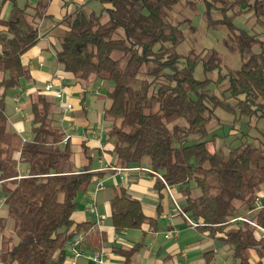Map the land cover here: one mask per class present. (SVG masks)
<instances>
[{"label":"trees","instance_id":"16d2710c","mask_svg":"<svg viewBox=\"0 0 264 264\" xmlns=\"http://www.w3.org/2000/svg\"><path fill=\"white\" fill-rule=\"evenodd\" d=\"M6 1L11 9L3 18ZM99 1L104 4L99 13L79 6L60 20L66 28L55 57L78 80L109 82L110 105L104 117L111 123L106 141H111L109 151L116 165L128 167L147 157L168 186L184 185L183 211L201 228L219 230L232 246L236 264H254L249 250L264 252V238L247 222L234 227L229 223L236 203L249 211L257 209L264 176L251 170L256 148H216L210 143L214 136L208 138V124L214 117L219 119L217 110L239 120L264 118V38L235 23L237 17L249 14L264 32V0ZM180 1L193 10L202 4L205 26L224 30L223 45L238 54L237 67L222 72L223 57L215 49L177 51L189 19L171 21L167 15ZM47 6V0L34 4L0 0V181L16 237L1 251L2 264H50L55 257L62 259L66 241L74 234L82 236L80 246L85 249L101 246L99 234H88L92 223H77L73 232L69 229L78 192L102 172L91 171L89 164L81 170L69 169L71 149L67 142L61 146L64 133L51 123L52 103L43 94L31 104L28 139L8 128L4 112L7 90L29 77L21 56L36 44L38 21L49 17ZM189 28L194 29L190 23ZM115 51L118 57L113 56ZM199 63L204 74L217 70L216 77H195ZM165 183L158 179L156 186ZM191 183L199 189L198 195H191ZM115 190L111 221L116 230L140 228L143 223L155 226L139 200L121 186ZM250 219L264 228V207ZM140 245L117 249L125 264Z\"/></svg>","mask_w":264,"mask_h":264},{"label":"crops","instance_id":"0c3cea01","mask_svg":"<svg viewBox=\"0 0 264 264\" xmlns=\"http://www.w3.org/2000/svg\"><path fill=\"white\" fill-rule=\"evenodd\" d=\"M47 1L46 11L49 17L38 21V40L21 56L22 63L29 70V77L22 78L18 86L7 90L4 98V112L8 128L19 133L24 139H28L32 135L31 104L37 95L43 94L52 103L51 123L62 130L64 137L65 134H70L66 141L71 149L69 169L77 171L89 164L91 171L102 172L93 178L87 189L78 192L77 205L71 215L73 225L69 229V232H73L77 223H92L93 228L88 234L93 232L99 234L101 246L96 250L81 247L82 254L74 264H92L91 254L101 250L106 254L107 264H125V257L117 249L126 250L139 242L141 245L132 254L129 264H226V262L230 263L231 258L233 264H236L232 251L230 259L221 257L225 250H232V246L222 237V233L219 230L213 232L211 229L201 228L188 213L183 211L186 205L184 185L157 188L156 182L159 178L147 170H152L149 159L128 167L116 165V158L109 151L112 147L111 141H106L110 120L104 117V110L110 105L107 92L111 86L109 83L106 85L104 80H78L73 74L61 68L55 57L59 47L55 46L56 35L53 31L56 29L64 31L66 26L62 23L56 24L51 17L57 14V17L62 18L71 12V8L65 9L59 3L62 0ZM64 2L68 3L70 0ZM77 4L80 6V1L77 0L74 3L75 6ZM10 9L11 2L8 5L5 3L1 16L7 18ZM48 81L52 82L53 90H62L65 98L72 103L70 111H63L54 91L45 90V84ZM103 89H107L106 94L102 93ZM1 91L0 88V93ZM106 121H109L107 126ZM63 145L64 143L61 142V146ZM89 148L98 149L96 161L93 160L92 155L86 154ZM19 169L20 173H24V165L21 164ZM105 180L110 181L109 188L102 185ZM119 186L123 187L129 196L139 200L143 213L155 219V226L143 223L140 228L123 230L114 228L111 221V199ZM190 187L191 195H193L197 188L193 183ZM165 195L169 197L171 206L164 211L166 203L163 204L162 201ZM257 195L258 209L264 207V186H261ZM4 196L0 181V209L7 211ZM176 205L186 216L177 210ZM236 205V212L230 218V227L243 223L233 218L244 216L250 219L257 210L249 211L239 203ZM97 213L102 216L103 221L98 222ZM5 221H7L6 214L0 215L1 251L3 240L4 242L9 240L11 244L16 241L13 222L8 229L4 225ZM168 231H175L177 235L167 237ZM6 232H11V235L5 238ZM256 234L260 236L258 231ZM249 252L252 263L261 261L264 264V252L261 248H251ZM50 264H72L69 250L65 248L62 259L55 257Z\"/></svg>","mask_w":264,"mask_h":264},{"label":"rangeland","instance_id":"374dc122","mask_svg":"<svg viewBox=\"0 0 264 264\" xmlns=\"http://www.w3.org/2000/svg\"><path fill=\"white\" fill-rule=\"evenodd\" d=\"M19 4H23L24 2H29L31 4L36 3V0H17ZM65 0L59 1L61 5L65 9L71 8V11H74L79 5L76 6L74 3L77 0H70V2L66 3ZM80 1V6H82L86 11H94L95 13H99L101 9L103 8L104 4L100 2L99 0H78ZM10 2V1H9ZM8 1H6V5L9 4ZM203 9L202 4H198L197 10H193L189 7H186L181 1L176 3L172 9L168 12L167 18L171 21H177L179 19L187 18L189 19L190 25L194 27V29L189 28V23L184 25V40L178 45L177 51L180 53H185L190 49H195L197 51L199 50H210L215 49L219 51L223 57V64H222V72H226L228 68H235L240 63V59L238 54L233 53L229 51L224 45H223V37L225 35V32L223 29L220 28H207L204 24L201 10ZM58 15L55 14L54 17H51L55 21L56 24L60 25V20L63 18L57 17ZM56 17V18H55ZM106 16H103V19H105ZM235 23L247 30L250 31H257L260 32V36L264 38V32L263 28L254 23V18L250 17L249 14H245L241 17H237L235 19ZM63 31H60L59 29H56L53 31V34L56 35V48L60 45V37L58 38V35H62ZM58 39V42H57ZM120 55L119 52L115 51L113 52L114 57H118ZM217 70H214L212 72L204 74L202 72V66L201 63H199L195 70L194 75L197 78H204V77H211L215 78L217 75ZM100 81V79H97ZM104 83L107 85L109 82L104 80ZM107 89H103L102 93L106 94ZM217 91V90H216ZM36 98V97H35ZM34 98V99H35ZM217 114L219 115V121L221 123L218 124V120L215 119V117L210 121L208 124V129L210 131L208 138H212L214 136V141L210 142L211 144L214 143L216 148H223V150L227 151L229 149L243 146V145H251L252 147L256 148L255 153V160L251 166V170L255 173H260L264 176V118L261 119H250L249 117H242L240 120L235 118L234 115L223 113L220 110H217ZM111 123V122H110ZM106 126L109 125V121H106ZM229 127H233L229 131ZM70 135V134H65ZM192 137V136H191ZM210 144V146H211ZM86 154L92 155V158L94 161L98 159V149L97 148H89L86 150ZM148 159L147 157H144L142 160ZM141 160V161H142ZM94 164V162H93ZM103 186L106 188H109L110 181L105 180L103 181ZM182 186V185H181ZM264 186V185H262ZM199 190L198 188L195 189V192L193 195H198ZM168 196L165 195L164 200L162 203H166L164 207V211L167 207L171 206L170 201L168 200ZM246 208V206H244ZM247 210V209H246ZM1 214H6V220L5 226L6 228L10 227V224H12L13 220L7 216V211H5L3 208L0 209ZM254 222V221H253ZM7 231V229H6ZM7 233V232H6ZM11 235V232H8L4 235V237H8ZM6 243V244H4ZM10 241L6 240V242L2 243V247L4 248L7 245H10ZM2 248V250H3ZM231 249L225 250L221 257L223 256L231 258ZM1 253V250H0ZM232 258L230 263L226 262V264H233ZM1 262V260H0Z\"/></svg>","mask_w":264,"mask_h":264},{"label":"built area","instance_id":"2783aa9c","mask_svg":"<svg viewBox=\"0 0 264 264\" xmlns=\"http://www.w3.org/2000/svg\"><path fill=\"white\" fill-rule=\"evenodd\" d=\"M53 84L51 81H48L45 84V90L46 91H54L55 97L58 99L59 105L61 106V108L63 109L64 112H68L72 109V103L70 101H68L65 98V95L63 93L62 90L57 89V90H53ZM69 135H65V137L63 138L62 142L65 143L68 139ZM149 170L151 173H153L155 176H157L161 181H163L165 183L164 178L161 176V174H159L158 172H155L153 170L147 169ZM100 185V184H99ZM165 186H168L165 183ZM258 201V198L256 199V202ZM176 208L178 211H180L181 213H183V215H185V213L180 209L179 206L176 205ZM98 216V222L103 221L102 216ZM186 216V215H185ZM233 220H239V221H243V222H248L251 225H253L257 231L259 232L260 237L264 238V228L260 227L259 225H257L255 222H253L252 220L244 217V216H238L233 218ZM192 224V221H190ZM177 233L175 231H168L166 236L170 237V236H176ZM82 241V236L80 234H74L73 236H71L65 244V248L67 250H69L70 255H71V261L72 264L75 263L76 259L82 254V249L80 246V243ZM90 259L92 260V264H107L106 262V254L101 250V251H95L91 254Z\"/></svg>","mask_w":264,"mask_h":264}]
</instances>
